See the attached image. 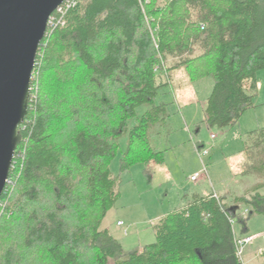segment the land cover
I'll use <instances>...</instances> for the list:
<instances>
[{
  "label": "trees",
  "instance_id": "obj_1",
  "mask_svg": "<svg viewBox=\"0 0 264 264\" xmlns=\"http://www.w3.org/2000/svg\"><path fill=\"white\" fill-rule=\"evenodd\" d=\"M71 1L40 46L23 140L0 198V264H244L234 223L249 236L248 222L264 216V184L232 201L193 194L154 225L153 244L133 252L103 222L120 198L110 164L123 136L121 172L140 163L150 180L148 166L164 165L151 132L170 119V104L158 100L175 70L212 74L211 128L234 127L255 107L264 0ZM196 48L202 53L190 57ZM244 144L245 173L264 180V128Z\"/></svg>",
  "mask_w": 264,
  "mask_h": 264
},
{
  "label": "rangeland",
  "instance_id": "obj_2",
  "mask_svg": "<svg viewBox=\"0 0 264 264\" xmlns=\"http://www.w3.org/2000/svg\"><path fill=\"white\" fill-rule=\"evenodd\" d=\"M201 53L196 48L190 57ZM177 61L170 59L168 65L173 66ZM257 83L255 107L247 111L237 125L221 130L211 128L205 119L207 100L214 87L212 74H204L200 66L175 70L170 86L164 88L158 100L170 104V119L151 132L152 146L163 153L164 165L151 163L148 166L152 173L150 180L140 163L121 172L120 161L127 150L128 136L121 138L118 153L110 164L111 172L121 181L120 198L104 220L103 228L110 230L125 252L153 244L155 220L180 207L184 199L194 193L214 191L232 201L233 195L244 194L264 184L257 175L245 173L248 159L244 142L250 132L264 128V70L257 74ZM35 94L37 96L38 88L34 89ZM138 111L142 115L145 108ZM140 144L141 141L136 148ZM198 144L204 145L201 151L207 150L208 156L202 158ZM204 167L207 172L197 182H192L191 177L202 172ZM237 210L240 214L250 211L243 206ZM119 221L123 226L118 225ZM248 228L249 235L256 238L244 249V254L254 256L258 250H264V216L255 215L248 222ZM234 231L241 236L242 227L236 222ZM243 258L245 264H249L246 256Z\"/></svg>",
  "mask_w": 264,
  "mask_h": 264
},
{
  "label": "water",
  "instance_id": "obj_3",
  "mask_svg": "<svg viewBox=\"0 0 264 264\" xmlns=\"http://www.w3.org/2000/svg\"><path fill=\"white\" fill-rule=\"evenodd\" d=\"M65 0H0V198L23 140L31 84L51 16Z\"/></svg>",
  "mask_w": 264,
  "mask_h": 264
},
{
  "label": "built area",
  "instance_id": "obj_4",
  "mask_svg": "<svg viewBox=\"0 0 264 264\" xmlns=\"http://www.w3.org/2000/svg\"><path fill=\"white\" fill-rule=\"evenodd\" d=\"M71 2H72L71 0H65L64 3H63V4H62V5L56 10V12L51 16V18L49 19V23H48V30H49V29H52L53 26H54V24L56 23V20H57L56 17H55L56 14H60V15H62V19H63L64 15H65V13H66V8H69ZM65 7H66V8H65ZM62 19H61V20H62ZM47 33H48V32H47ZM213 138H214V136H213ZM201 156H202V158L208 156V151H207V150H203V151H201ZM206 172H207V169H206V167H204V170H203L202 172L194 174V175L191 177L190 180H191L192 182H197V181L202 177V175H203L204 173H206ZM248 212H249V211H248ZM248 212L245 213V215L248 214ZM118 225H119V226H122L123 223H122V222H119ZM255 238H256V236H250V235H249V236H245V237H242V238L238 237V238L236 239V246H237V250H238V257H239V259H240L244 264H245V262H244V258H243V256H244V249H245L246 247L252 245L253 242H254V240H255Z\"/></svg>",
  "mask_w": 264,
  "mask_h": 264
},
{
  "label": "crops",
  "instance_id": "obj_5",
  "mask_svg": "<svg viewBox=\"0 0 264 264\" xmlns=\"http://www.w3.org/2000/svg\"><path fill=\"white\" fill-rule=\"evenodd\" d=\"M250 191V190H249ZM249 191H247V192H249ZM247 192L246 193H244L246 196H247ZM211 193H215L216 195H218V196H221V197H223L220 193H218V192H210V193H207V194H200V195H202V196H207V195H210ZM261 193H262V191H261ZM194 194H199V193H194ZM244 194H239V195H233L232 196V198H235L236 196L238 197H242V196H245ZM193 195V194H192ZM191 195V196H192ZM225 198V197H224ZM226 199H227V201H231V198H227L226 197ZM187 200H188V198H186V199H184V202L182 203V205H180V207H176V209H180V208H183L186 204H185V202L187 203ZM175 209V210H176ZM170 213V212H169ZM168 214V213H167ZM166 215V214H165ZM164 215H162L161 217H163ZM161 217H159L157 220H155V223H153V225H155L156 223H158V221L160 220V218ZM120 222V221H119ZM118 222V223H119ZM123 226V225H122ZM143 247H140V248H138V250H141ZM246 260H247V262L249 263V264H264V250H262V249H260V250H258L256 253H255V255L254 256H249V254H247L246 255Z\"/></svg>",
  "mask_w": 264,
  "mask_h": 264
}]
</instances>
